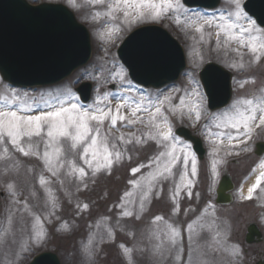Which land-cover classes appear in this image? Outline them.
Masks as SVG:
<instances>
[{"label": "rangeland", "instance_id": "374dc122", "mask_svg": "<svg viewBox=\"0 0 264 264\" xmlns=\"http://www.w3.org/2000/svg\"><path fill=\"white\" fill-rule=\"evenodd\" d=\"M29 1L38 3L48 0ZM49 1H61L67 5L74 11L78 21L88 29L90 59L61 82L50 86L13 88L0 78V94H8L14 89L21 96L27 93L29 98L48 97L49 94L55 96L65 92L77 97L74 86L88 80L93 90L85 107H104L110 104L113 110L117 96L128 95L130 100H138L141 93L153 99L158 95L171 94L175 113L168 110L167 103L162 110L168 117L172 131L178 125L188 126L201 137L205 153L203 159H196L197 174L191 175V155L185 165L183 153L179 152L186 144L189 147L185 150L193 154L191 146L175 136L183 142L177 144L181 159L172 167L171 173H166L154 182L149 196L143 202V209L140 197L143 190H147L148 174L157 170L155 157L168 150L159 142V138L154 140L146 135L151 131L146 123L138 122L128 126L118 122L116 127H110V121L104 123L103 132H110V140H115L119 150L124 153L123 158L113 164L110 172L102 170L93 175L92 170L80 160L82 148L74 152L69 142L60 145L65 150L64 166H58L57 176L48 172L42 161L35 156L24 157L14 152L13 159L0 158V264H26L30 257L44 250L56 252L61 264H253L252 260L257 256L256 249L264 252V241L249 246L244 252L243 233L247 223L254 220V217L261 216L264 223V178L251 194V199L241 194V188L245 178L254 174L255 183L256 177L263 172L264 154L256 156L252 150L256 141H264V124L259 123L260 113L257 111L256 121L251 124L250 138L246 144H238L234 148L228 147L226 138L223 145L217 146L209 133L232 131L235 135V130L218 129L210 116L222 114L238 98H251L256 103V98L261 96L260 90L264 89V50L253 53L246 46L247 33L244 34L245 46L236 41L225 43L223 33L217 42L216 21L211 26L201 21L202 30L197 32L194 25H186L182 14L177 23L176 14L169 13L157 20L141 21L128 26L122 23V11H115L111 16L107 14L108 5L114 4L115 0H102L101 3H93V0ZM214 9L212 14H205L200 9L189 10L188 14L227 16L231 6L228 0H220ZM152 23L164 27L180 43L184 53L185 69L175 84L165 89H144L133 84L115 52L131 29ZM239 23L247 27V21L241 20ZM117 27L120 28L119 32L115 30ZM234 32L238 34L239 28L234 29ZM251 35L260 34L252 32ZM256 42L259 43V40ZM206 61H216L232 72V96L229 103L214 111L206 108L204 93L198 81L197 71ZM121 69L123 80L119 75H114ZM114 83L117 88H108L109 84ZM129 87L132 88L131 92L127 91ZM197 87L203 99L199 120L195 112L189 114L188 111L197 99L190 93ZM105 93L109 94L108 101L101 100L97 105V100ZM181 97L184 98L183 106L180 104ZM121 112L135 119L127 107L122 108ZM138 115L146 118L148 114ZM122 133L123 143L116 139ZM138 138L140 143L136 142ZM46 140V130L43 139L34 138L41 156L45 151ZM166 143L170 148L171 141ZM216 147L218 151H213ZM166 159L161 158V167ZM15 160L20 161L18 168L11 166ZM69 160L85 167L87 175L83 182L78 178V172L69 174L72 172L68 167ZM150 161H153L151 166ZM213 161H216L215 173L212 170ZM140 165L144 167L138 173H131V168ZM224 170L233 177L234 197L228 206H218L214 204V189ZM41 175L46 180V186L39 183ZM133 179L140 180L141 186L129 184ZM45 187L51 190L50 194ZM125 192L131 195L122 202L121 197ZM84 204L88 205L87 209L83 208ZM124 211H132L133 215L123 216ZM260 211L262 214L259 215ZM157 215L163 220L154 222L153 217ZM189 224H192L191 230L188 229ZM168 225L179 228L181 232L175 249H170L171 232ZM162 242L164 251L161 255L155 249ZM121 245L131 251L125 254Z\"/></svg>", "mask_w": 264, "mask_h": 264}, {"label": "snow or ice", "instance_id": "6c2138e0", "mask_svg": "<svg viewBox=\"0 0 264 264\" xmlns=\"http://www.w3.org/2000/svg\"><path fill=\"white\" fill-rule=\"evenodd\" d=\"M101 2L102 0H93V3ZM228 3L231 6V11H229L227 16L221 14L219 17H205L199 13L189 15V10L184 7L181 0H115L114 4L110 3L108 5L109 11L107 14L111 16L115 11H122V23L128 26L138 24L141 21L157 20L169 13H175L176 21L179 23L180 15L182 14L186 25H194L197 32L202 30L201 21L203 24L209 26L216 21V27L218 28L217 42H219V37L223 33L226 38L225 43L236 41L241 46H245L244 34L247 33L248 41L246 46L253 53H256L258 50H264V29L258 28L256 21L252 20L245 12L242 0H228ZM241 20L247 21V27L239 23ZM237 28H239L238 34L234 32V29ZM115 30L119 32L120 28L117 27ZM252 32L260 35L252 36ZM258 40L259 43L256 42ZM114 75H119L121 80H123V69ZM127 91L131 92L132 88L129 87ZM172 91H178V89H173ZM260 91L261 96L256 98V103L251 98H238L222 114H212L210 116L218 129L235 130V135L232 131L210 132L209 135L214 137V143L217 146L223 145L224 138L227 139L229 148H234L238 144H246L252 131L251 124L256 121L257 111L260 113L259 123L264 124V89ZM190 95L197 99L193 106L188 109L189 114L195 112L196 119L199 120L201 116L199 109L203 104L202 94L197 87L193 89ZM108 99L109 94L105 93L96 103L99 105L101 100L108 101ZM115 99L117 103L115 110H113L110 104H105L104 107H94L93 105L85 107L79 104L78 98L70 92L57 93L55 96L49 94L48 97L41 96L39 98H29L27 93L21 96L14 89L10 90L8 94H0V158L13 159L14 152H18L24 157L35 156L38 160L42 161L48 172L53 176H57L58 166H64L63 157L65 150L60 145L64 142H69L70 148L74 152L82 148V152L79 153L80 160L83 162V165L92 170L93 175L102 170L110 172L113 164L119 162L123 158L124 153L119 150L115 140H110L111 133L103 132L104 123L110 121V127H116L118 122L127 124L128 126H132L138 122L146 123L147 127L151 129L146 135H149L154 140L159 138V142L164 144L168 150L160 152L155 157L154 162L157 170L148 174L147 190H143V194L140 197V206L143 209V202L149 196L154 182L158 178L164 177L166 173H171L172 167L181 159V156L177 152V144H182L183 142L173 135L168 117L164 115L162 110L166 103L169 105V111L175 113L176 109L171 104V94L166 96L158 95L153 99L151 96L141 93L138 100H130L128 95L117 96ZM180 104L184 105L183 97L180 98ZM241 105L246 107L242 108ZM124 107L130 110L131 117L135 119L121 112V109ZM34 112L35 114H33ZM138 113H147L148 115L144 118L139 116ZM45 130L47 140L45 141V151L41 156L34 138L43 139ZM116 139L123 143L124 134L122 133ZM169 141H171L170 148L166 143ZM234 141L235 143H233ZM136 142L140 143L141 141L138 138ZM188 147V145L184 144L179 152L183 153L182 159L185 165H187L189 155H191V175L195 176L197 174L196 157L194 153L190 154L185 150ZM244 150L246 151L247 148L245 147ZM213 151H218V147L214 148ZM163 157L167 159L164 160L161 167V158ZM152 163L153 161H150L149 166ZM11 166L18 168L20 161L15 160ZM68 167L72 170L69 174L78 172V178L83 182V178L87 175L85 167L78 166L72 160L68 161ZM142 167L144 165L133 167L130 171L136 174ZM212 170L215 173L216 161H213ZM262 178H264V172H261L256 177V182L249 186L247 199H251V194L260 185ZM39 183L42 186H46V180L43 175L40 176ZM129 184L141 186V181L133 179L129 181ZM9 190H11V185H9ZM45 190L49 194L51 193V190L47 187H45ZM178 193L179 188H177L176 194ZM130 195V192H125L121 197V201L123 202L124 198ZM189 195H191L190 192ZM120 206L118 205V207ZM87 207V204L83 205L84 209H87ZM122 215L132 216L133 212L124 211ZM38 220L39 218L37 217ZM162 220L163 218L159 215L153 217L154 222ZM167 227L171 232L170 249H175L178 244V238L181 235L180 229L172 225H168ZM191 228L192 224H189L188 229L191 230ZM109 235H111V231H109ZM157 238L159 237L157 236ZM189 239H192L191 235ZM120 247L123 248L125 254L131 251L124 248L123 245ZM155 250L162 255L164 251L163 242L157 245ZM86 251H88L87 247Z\"/></svg>", "mask_w": 264, "mask_h": 264}, {"label": "water", "instance_id": "95a60500", "mask_svg": "<svg viewBox=\"0 0 264 264\" xmlns=\"http://www.w3.org/2000/svg\"><path fill=\"white\" fill-rule=\"evenodd\" d=\"M188 5L212 7L217 0H183ZM247 12L264 26V0H247ZM90 52L85 28L78 25L71 13L61 5L41 4L32 7L24 0H0V75L13 85L50 83L62 78L81 65ZM118 56L128 67L129 76L137 83L161 85L175 79L184 67L180 47L164 31L157 27H144L133 31L122 42ZM201 80L208 94L210 106L216 108L227 103L230 96V74L216 65H207L201 72ZM87 97V87L78 88ZM177 133L193 142L200 157L199 139L193 138L184 128ZM257 147L264 148L260 142ZM217 191L216 201L228 202L224 193L231 185L225 176ZM247 242L254 235L255 226H249ZM31 264H58L55 254L42 253Z\"/></svg>", "mask_w": 264, "mask_h": 264}, {"label": "bare ground", "instance_id": "6f19581e", "mask_svg": "<svg viewBox=\"0 0 264 264\" xmlns=\"http://www.w3.org/2000/svg\"><path fill=\"white\" fill-rule=\"evenodd\" d=\"M253 182H254V176H251V178L247 179L244 182V184L242 186V189H241V193H243L245 195L249 194L248 193V188H249V186H251L253 184Z\"/></svg>", "mask_w": 264, "mask_h": 264}]
</instances>
